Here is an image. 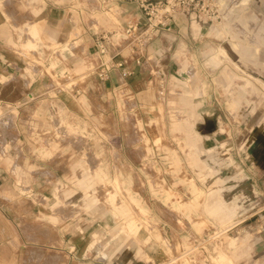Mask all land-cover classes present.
I'll return each instance as SVG.
<instances>
[{"label":"crops","instance_id":"0c3cea01","mask_svg":"<svg viewBox=\"0 0 264 264\" xmlns=\"http://www.w3.org/2000/svg\"><path fill=\"white\" fill-rule=\"evenodd\" d=\"M131 22H146L139 4L131 0H0V106L5 112L0 123V264H152L148 258L164 260L159 250L146 249V234L140 243L104 252L103 234L96 231L102 229L109 207L89 200L81 187H89L97 178L104 122L118 134L123 117L148 114L147 98L159 80L169 98L179 85L188 88L187 73L193 68L199 76L192 84L211 88L220 82L218 71L209 65L215 43L207 40L208 28L200 31L182 19L147 47L119 40L122 55L135 72L125 78L121 69H113L108 78L101 79L94 71L103 62L99 37L105 33L123 36ZM56 60L53 71L60 79L62 73L71 75L86 68L75 80H63L60 88L58 81L44 75L41 64L44 61L52 68ZM145 92L146 109L141 103ZM129 99L137 100L136 106L121 108ZM9 112L15 116L13 121ZM70 133H87L92 138L79 145ZM202 144L203 139L193 155L201 169ZM88 151L89 157L80 155ZM260 165L264 170V163ZM220 183L215 180L205 210L226 223L231 214L224 207L227 199L218 197ZM235 194L224 193L226 197ZM253 194L262 201L264 183ZM255 235L249 250L256 264H264V229ZM208 250L215 254L217 245L212 241L204 252L210 254Z\"/></svg>","mask_w":264,"mask_h":264},{"label":"rangeland","instance_id":"374dc122","mask_svg":"<svg viewBox=\"0 0 264 264\" xmlns=\"http://www.w3.org/2000/svg\"><path fill=\"white\" fill-rule=\"evenodd\" d=\"M220 4L219 18L209 25L207 37L215 43L209 65L218 71L220 82L211 88L194 85L199 73L190 69L188 88L179 85L169 98L159 80L147 98L150 112L123 117L118 134L104 122L97 178L81 187L89 200L109 207L102 229L96 231L103 234L104 252L140 243L146 234V249L165 255L161 263L148 258L152 264H256L249 248L256 230L264 229V199L253 194L264 183L260 165L264 163V0H220ZM57 61L52 68L41 64L44 75L63 88V80L69 78L61 72L60 79L53 71ZM85 68L75 70L71 78ZM185 96L191 100L182 99ZM141 103L146 109V92ZM136 104L129 99L120 107L133 109ZM8 116L15 119L12 112ZM189 122L197 137L188 133ZM59 135L63 138L65 133ZM70 135L79 145L92 138L87 133ZM201 139L202 169L193 162ZM90 154L80 152L82 157ZM87 170L95 172L92 167ZM216 179L221 180L218 197L227 199L224 207L230 222L205 210ZM230 192L236 194L224 195ZM209 238L217 245L215 254L204 252L207 246L201 241Z\"/></svg>","mask_w":264,"mask_h":264},{"label":"built area","instance_id":"2783aa9c","mask_svg":"<svg viewBox=\"0 0 264 264\" xmlns=\"http://www.w3.org/2000/svg\"><path fill=\"white\" fill-rule=\"evenodd\" d=\"M139 4L146 22L144 25L131 22L126 27L124 35L105 33L98 39V53L103 57V62L94 71L101 79L109 77L113 69H121L122 75L128 78L134 74V69L128 65V60L123 57L119 40L135 42L138 47L150 44L161 32H170L182 20H189L190 24L203 31L211 29L209 25L219 18L220 0H131ZM70 80L72 76L66 74ZM0 107V115H3ZM212 239L201 241L208 246ZM181 257L176 258V261ZM171 263V262H170ZM177 264V263H175Z\"/></svg>","mask_w":264,"mask_h":264},{"label":"bare ground","instance_id":"6f19581e","mask_svg":"<svg viewBox=\"0 0 264 264\" xmlns=\"http://www.w3.org/2000/svg\"><path fill=\"white\" fill-rule=\"evenodd\" d=\"M187 125H189V128L187 127V131H188L189 134H191V137L194 136V135L196 136V134L194 132V129L192 127L190 128L191 123L189 122V123H187Z\"/></svg>","mask_w":264,"mask_h":264}]
</instances>
